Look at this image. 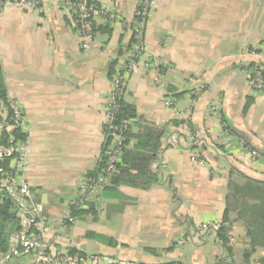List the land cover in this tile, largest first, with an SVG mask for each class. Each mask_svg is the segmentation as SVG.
Listing matches in <instances>:
<instances>
[{
    "label": "crops",
    "instance_id": "crops-1",
    "mask_svg": "<svg viewBox=\"0 0 264 264\" xmlns=\"http://www.w3.org/2000/svg\"><path fill=\"white\" fill-rule=\"evenodd\" d=\"M41 1V12L9 6L0 16V66L9 98L26 112L29 159L24 178L36 204L56 225L61 243L86 259L189 264L180 251L187 239L193 245L191 264H209L198 244L210 236L220 247L217 229L232 166L264 180V159L253 160L241 145L244 139L264 155V94L254 93L250 84V67L264 68V0L153 1L146 50L130 74L125 101L137 109L135 122L167 128L154 165L161 181L148 190L108 186L102 209L80 216L65 230L60 223L100 158L112 88L109 67L130 34L116 23L110 35L96 33L84 40L60 11L61 0ZM94 1L128 23L139 3ZM167 99L175 109L166 108ZM214 103L240 137L212 115ZM187 120L201 135L186 122L176 125ZM201 137L206 138L204 148ZM193 152L202 163L193 161ZM16 235L10 237V248ZM235 235L239 258L246 248L242 224L234 226ZM14 249L20 252L19 246ZM220 249L222 259L216 256V263L231 264ZM4 264L31 262L17 255Z\"/></svg>",
    "mask_w": 264,
    "mask_h": 264
},
{
    "label": "trees",
    "instance_id": "trees-1",
    "mask_svg": "<svg viewBox=\"0 0 264 264\" xmlns=\"http://www.w3.org/2000/svg\"><path fill=\"white\" fill-rule=\"evenodd\" d=\"M38 1L40 7L42 8L43 2L41 0ZM80 1H85L89 9L94 7L101 10V8L103 7V5L94 0ZM147 1L153 2L154 0ZM138 7L139 6H137V8ZM70 18L73 22V26L74 23L80 21V19H78L76 16H72ZM121 20L122 19L120 18L119 21H113L109 17H107L105 21L99 22L94 20L93 17L86 20L91 24V31L89 37L84 38L85 40H90L96 33L110 35L112 33V28L116 23H121L123 25L124 31L130 34V38L126 48L122 46L118 52L117 59L112 61L110 64L109 78L111 81L118 74L117 72L119 70V66L129 65V63L122 60L123 56L131 52L135 45H142L144 49L146 48L144 44V37L149 17H147L143 29L139 27L140 23L142 22L140 16L138 18V16L134 15V18L130 23L123 20L121 22ZM74 29L76 30L75 26ZM143 53L144 52H142L141 55L138 54L136 56L137 62L139 61ZM137 66L138 64L136 65L134 70L137 68ZM258 67H260V65H253L250 68L256 69ZM121 72L123 74L125 73L124 70ZM126 93L127 87L126 90H124V93L116 98V104L118 108L114 115H112V126H114L116 129L112 130L105 122V142L97 163V167L95 170L88 173L84 177L96 178L97 175L102 172L104 167H106V153L108 152L113 140L117 136L121 137V150L123 152L122 160L121 163L117 165V173L110 177L109 184L104 188L102 192V202L104 192L106 191L108 186H129L137 189L148 190L152 186L159 184L161 181L160 174L156 170H154V165L159 161L160 153L163 151V142L167 136V128L166 126H157L149 123L135 122L134 119L137 118V109L134 105L129 104L125 101ZM12 101L14 100L10 99L8 96L3 70L0 66V122L3 120L1 113L4 111V109L9 111V107ZM11 117H13L12 112H10L8 118L11 119ZM219 119L226 126V129L229 133L231 132L235 136L240 137L237 132H233L232 130H230L231 128L227 125L222 112ZM126 122H132V125L125 127ZM185 122L187 123L191 131H194V133H196L198 136L201 135L193 125L192 121L187 120L177 122L176 125H179L180 123L183 125ZM136 124L138 125V128ZM27 136L28 134L25 130L15 126V128L5 132L0 137V147L14 146V148H16L18 144H24L27 146ZM202 140V147L204 148L206 146V138L201 137L200 143L202 142ZM242 141L251 151L258 152L244 139ZM216 148L218 149L217 145ZM258 153L260 154V159H264V155L260 152ZM9 161L10 159H6L3 162H0V167H3L5 170L9 169ZM30 189L33 198L28 200V202L36 204L32 186ZM78 189L79 191L77 197L72 200L66 216L60 223L62 229L64 230L69 229L71 226H73L80 218V216L91 217L94 216L96 212H98V209H96L95 207L83 209L76 205L81 196L80 187H78ZM4 195L6 196V198H0V261L5 259V257L9 254L10 237L15 233H21L23 229L21 220L14 210L15 204L13 199L7 194ZM238 224H242L246 230V248L241 252L239 258L236 256L233 257L234 252L229 247L231 232L233 231L234 226ZM54 226L56 228L55 224ZM31 230L33 231V229ZM217 242L225 251V253L228 254L231 264H252V258L256 254V252L259 249L264 248V180L251 178L236 166H232L229 173L226 209L220 226L217 229ZM67 250L71 256H78L79 258L86 259L85 255L76 249L70 248ZM10 257H13V255H9V259ZM258 264H264V258L259 259Z\"/></svg>",
    "mask_w": 264,
    "mask_h": 264
},
{
    "label": "built area",
    "instance_id": "built-area-1",
    "mask_svg": "<svg viewBox=\"0 0 264 264\" xmlns=\"http://www.w3.org/2000/svg\"><path fill=\"white\" fill-rule=\"evenodd\" d=\"M153 2L147 0H139L138 8L135 11V16L141 17L142 22L139 27L144 28L147 17H150ZM9 6H18L32 9L41 12L43 7H40L38 0H0V16ZM60 11L69 17L76 16L80 19L74 23L76 32L82 38H88L91 31V24L86 20L93 17L97 22L105 21L107 17L113 21H119L120 17L112 9L103 6L101 10L98 8H88L85 1L80 0H61ZM85 40V39H84ZM146 49L135 45L133 50L123 56L122 60L129 63L128 66H119L118 74L111 81L112 88L106 99V124L109 128L115 130L112 126V115L117 111L116 98L121 96L126 90L131 72L134 70L139 61H136V56L141 55ZM129 69V70H128ZM125 71L123 74L121 71ZM264 68L258 67L250 72V84L252 90L256 94L264 93ZM166 108L175 109L172 100H165ZM13 117L8 118L10 112ZM9 111L4 109L1 113L3 120L0 122V137L7 131L12 130L15 126L22 128L27 132L26 112L15 101H12ZM212 115L220 118L222 108L220 104L214 103L210 109ZM132 122L127 123L125 127L131 126ZM198 141V138H197ZM246 148L247 153L253 160L260 159V154L256 151H251L246 147L245 143H241ZM122 139L117 136L113 140L108 152L106 153V167L100 172L96 178H84L79 187L81 196L76 205L80 208L87 209L95 207L98 210L102 209V192L109 184L110 177L117 173V165L121 163L123 152L121 150ZM192 159L202 163L198 152H193ZM10 159L9 169L0 167V198H6L7 194L14 201L15 212L21 220L22 232L18 233L11 242L9 254L5 259L0 261L4 264L9 259V255L21 256L30 260L31 264H86L94 262L98 264H130L117 259H105L102 257H88L87 259L71 256L67 248L61 243L60 236L54 226L47 217H45L42 208L39 205L32 204L28 200L32 199L31 186L25 180L24 173L28 164L27 146L18 144L16 148L0 147V162ZM7 196V197H8ZM69 219V217H68ZM72 220V219H70ZM33 229V231L31 230ZM35 230V231H34ZM14 245L20 247V252L14 249ZM136 264V263H135Z\"/></svg>",
    "mask_w": 264,
    "mask_h": 264
},
{
    "label": "rangeland",
    "instance_id": "rangeland-1",
    "mask_svg": "<svg viewBox=\"0 0 264 264\" xmlns=\"http://www.w3.org/2000/svg\"><path fill=\"white\" fill-rule=\"evenodd\" d=\"M218 152V150H216ZM29 152H28V147H27V156H28ZM29 159V157H28ZM27 168V167H26ZM164 181V180H163ZM52 222V221H51ZM238 237L235 236H231L230 237V243H229V247L231 248V250H233V257L237 256L238 251L240 249L239 245L240 243L238 242ZM192 244L190 243V241H188L187 239L184 242V247L180 250L181 252H184L186 254L187 260L189 262V264H191V258H190V249L189 246H191ZM198 246L202 247V250L204 252V255L206 256L209 264H217L216 262L219 261L220 259H222V250L220 249V247H215V242L214 240L210 239V236H205L204 238V242L202 244H198ZM66 247V246H65ZM193 248V245H192ZM198 248V247H197ZM227 254V253H226ZM216 256H218L219 260H216ZM261 258H264V248L259 249L256 254L253 256L252 260H259ZM119 261H124V260H119ZM127 262V261H124ZM224 264V263H222Z\"/></svg>",
    "mask_w": 264,
    "mask_h": 264
}]
</instances>
